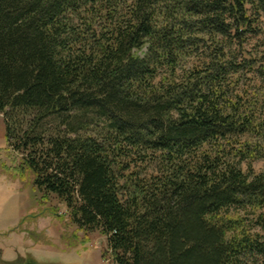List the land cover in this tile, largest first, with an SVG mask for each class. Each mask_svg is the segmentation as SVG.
<instances>
[{"label": "trees", "instance_id": "trees-1", "mask_svg": "<svg viewBox=\"0 0 264 264\" xmlns=\"http://www.w3.org/2000/svg\"><path fill=\"white\" fill-rule=\"evenodd\" d=\"M260 16L264 0H0L18 176L114 264H264V116L238 84Z\"/></svg>", "mask_w": 264, "mask_h": 264}, {"label": "rangeland", "instance_id": "rangeland-1", "mask_svg": "<svg viewBox=\"0 0 264 264\" xmlns=\"http://www.w3.org/2000/svg\"><path fill=\"white\" fill-rule=\"evenodd\" d=\"M246 8L252 15L251 6ZM254 26L258 31L246 35L240 49L253 65L240 73L238 84L245 100L258 102L263 117L264 75L258 70L264 66V17H258ZM4 132L0 115V264H114L105 235L78 228L61 200L44 196L31 175L18 176L20 157L8 147ZM252 167L256 172L264 170V157L253 161ZM258 212L264 213V207Z\"/></svg>", "mask_w": 264, "mask_h": 264}]
</instances>
